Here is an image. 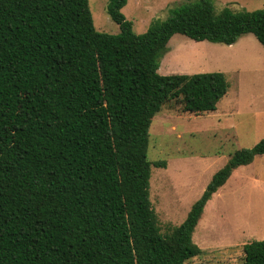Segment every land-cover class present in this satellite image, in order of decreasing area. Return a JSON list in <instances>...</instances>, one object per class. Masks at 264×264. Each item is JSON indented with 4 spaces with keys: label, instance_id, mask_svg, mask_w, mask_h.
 <instances>
[{
    "label": "trees",
    "instance_id": "trees-1",
    "mask_svg": "<svg viewBox=\"0 0 264 264\" xmlns=\"http://www.w3.org/2000/svg\"><path fill=\"white\" fill-rule=\"evenodd\" d=\"M108 0L119 33L94 30L88 0H0V264H188L213 195L264 154V138L236 150L186 220L162 232L151 201L150 128L164 107L217 109L224 72L159 73L173 35L264 46V8L185 0L137 33ZM242 264H264V239Z\"/></svg>",
    "mask_w": 264,
    "mask_h": 264
},
{
    "label": "rangeland",
    "instance_id": "rangeland-1",
    "mask_svg": "<svg viewBox=\"0 0 264 264\" xmlns=\"http://www.w3.org/2000/svg\"><path fill=\"white\" fill-rule=\"evenodd\" d=\"M185 0H128L123 12L137 33L165 20ZM94 30L119 33L108 0H88ZM217 9L256 10L264 0H215ZM159 73L224 72L230 88L217 109L203 113L166 106L150 128L148 156L167 167H152L151 201L162 232L183 223L214 174L241 148L264 138V46L253 33L234 44L196 41L177 33L161 57ZM205 250L188 264H242L244 244L264 239V154L234 171L208 201L193 234Z\"/></svg>",
    "mask_w": 264,
    "mask_h": 264
},
{
    "label": "crops",
    "instance_id": "crops-1",
    "mask_svg": "<svg viewBox=\"0 0 264 264\" xmlns=\"http://www.w3.org/2000/svg\"><path fill=\"white\" fill-rule=\"evenodd\" d=\"M237 170V169H236Z\"/></svg>",
    "mask_w": 264,
    "mask_h": 264
}]
</instances>
